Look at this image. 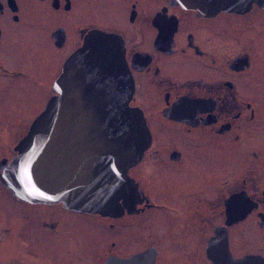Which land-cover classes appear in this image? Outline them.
I'll return each instance as SVG.
<instances>
[{
  "label": "flooded vegetation",
  "instance_id": "obj_1",
  "mask_svg": "<svg viewBox=\"0 0 264 264\" xmlns=\"http://www.w3.org/2000/svg\"><path fill=\"white\" fill-rule=\"evenodd\" d=\"M219 2L0 0V264H264V0ZM95 30L121 40L129 105L151 134L117 216L30 202L1 181ZM159 155L170 178L153 182L146 167ZM94 218L129 226L118 250Z\"/></svg>",
  "mask_w": 264,
  "mask_h": 264
},
{
  "label": "water",
  "instance_id": "obj_2",
  "mask_svg": "<svg viewBox=\"0 0 264 264\" xmlns=\"http://www.w3.org/2000/svg\"><path fill=\"white\" fill-rule=\"evenodd\" d=\"M183 1L192 6L220 3ZM132 89L121 40L91 32L64 61L55 94L16 144L2 183L30 202H61L77 211L117 216L118 199L135 194L127 171L151 140L142 111L129 105ZM143 259L111 257L108 264ZM246 260L263 264L258 256Z\"/></svg>",
  "mask_w": 264,
  "mask_h": 264
},
{
  "label": "rangeland",
  "instance_id": "obj_3",
  "mask_svg": "<svg viewBox=\"0 0 264 264\" xmlns=\"http://www.w3.org/2000/svg\"><path fill=\"white\" fill-rule=\"evenodd\" d=\"M162 129L160 128L158 131V136L157 137V142L160 143H164V139L163 140H158V137H162ZM164 137V136H163ZM167 136L166 138L168 139L169 142L174 143L175 145H177L178 147L184 149V148H193V145H187V142L184 140V138L182 136ZM166 159L164 158L163 155H159V157H156V160L152 163H150L147 167L146 170L151 173V181L153 182H158L163 180V178L165 177L166 180L168 181L170 178V174L166 173L168 172L166 165L168 166V163H166ZM176 177H179V173L176 174ZM174 179V178H172ZM184 181V180H183ZM96 225L94 226L95 228H99L101 230H106L105 233L103 234V236H105L106 234L108 235L107 241H108V246L110 249H113V247L115 249L118 250L119 247H121V242H119L118 238L119 236L122 234V232L124 231V229L129 228L128 225H121L119 222H115V221H107V222H103L101 221L99 218H97V220H93ZM132 225V224H130ZM126 226V227H125ZM109 228H113V231H108ZM102 233V231L100 232ZM97 241L102 244L101 240L97 238ZM95 242V246L97 245V247H100V244Z\"/></svg>",
  "mask_w": 264,
  "mask_h": 264
}]
</instances>
